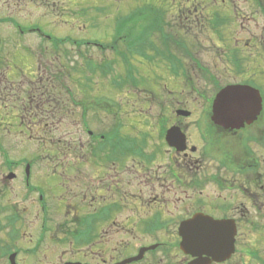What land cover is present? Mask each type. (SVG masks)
<instances>
[{
	"label": "flooded vegetation",
	"instance_id": "flooded-vegetation-1",
	"mask_svg": "<svg viewBox=\"0 0 264 264\" xmlns=\"http://www.w3.org/2000/svg\"><path fill=\"white\" fill-rule=\"evenodd\" d=\"M251 1L260 10L264 22V0ZM18 2L20 5L28 4L29 0ZM40 2L50 6L49 0ZM198 2L181 0L183 5H196L178 7L180 12L177 15L185 17L189 25L204 33L213 20L216 27H221L222 30L217 32L213 29L209 34L216 48L213 55L227 61L226 73L231 80L222 85L216 74L210 75V71L196 57L190 59L192 68L189 72L184 63L185 57L180 55L182 44L178 49L179 42L171 40L170 43L175 46L171 51L177 70H185L182 72L186 74L183 77L187 78L189 96L192 101L202 103L203 118L192 119L194 111L188 110L190 100L178 96L177 103H173L172 118L156 120L117 118L115 107L110 105L107 108L109 103L106 106L98 103V109L115 114L117 120L108 129L97 133L87 123L88 105L81 98L78 102L75 99L70 102V75L67 72H55L54 65L47 63H39L37 70L32 72L29 69L23 71V66L12 63L8 69L14 67L13 70L3 71L0 83H4L2 79L6 78L5 82L12 88L15 83L26 80L24 84L27 87L23 88L25 95L22 96L23 103L19 104L13 101L17 100L22 88L15 87L9 94L1 92V132L18 133L16 136L24 140L40 143L39 153L46 155L47 162L52 160L56 163L46 168L41 181L36 178L33 163L27 157L24 158V167L6 168L9 174L15 170L20 174L17 178L23 182L24 200L30 206L28 210L17 205L8 206L3 203L5 196L0 197V264H25L20 259L21 253L36 255L39 251L59 249L63 258L60 264H230L233 259L251 257L253 252L258 261V247L252 251V248H244L239 243L244 233L242 221L250 212L248 207L254 208L253 227L258 236V118L239 129L223 128L212 119V102L217 91L226 84L243 83L257 87L253 80L258 79V65L260 69L263 66L258 57H264V49L258 53L257 34L245 40L236 37L238 31L231 27L241 18V13L234 6L223 5L226 0H210L207 5ZM256 18L253 15V21L257 28L261 27L264 38V23H259ZM13 25L24 34L33 30L41 36L42 42L50 40L55 46L51 39L54 35L40 27L25 25V28L18 21ZM263 38L261 42H264ZM2 51L3 45L0 46ZM247 52L250 56L245 57ZM154 57L163 60L155 54L153 63ZM139 58L142 69L152 66L148 65L146 56ZM139 67V73L143 75L148 71L144 69L143 73ZM168 71L171 74L177 72L174 69ZM152 72L155 82L156 79L161 80L158 70ZM11 74L14 78L9 77ZM106 75L111 77V83L116 87L114 79L117 75L114 72ZM236 75L243 79H233ZM144 76L142 80H149L150 75ZM207 77L210 86L204 81ZM197 80L200 87L195 86ZM142 83L149 90L145 82ZM85 88L83 86L82 90ZM161 105L164 111L167 105ZM179 110L187 114L178 113ZM70 126L80 127L83 135L88 134L89 141L82 142L78 137L73 142L68 141ZM192 129L197 132L194 139ZM172 130L175 138L172 135L169 141L167 135ZM75 135L78 133L75 132ZM149 139L157 141V149L147 147ZM55 143H63V149L55 151ZM57 147L61 148V145ZM73 159L76 162H72ZM211 187L215 188L213 192L209 190ZM215 191L218 193L215 194ZM55 199H58L57 205ZM197 214L234 221L235 251L231 256L214 253L207 239H194L189 251L182 248V224ZM35 218L38 231L33 246L19 247L16 240L22 234V226ZM188 234L195 238L213 235L208 231ZM220 235L224 236L223 233ZM135 238L156 240L139 242L136 246ZM67 241L70 243L68 247H55ZM139 254V259L127 262Z\"/></svg>",
	"mask_w": 264,
	"mask_h": 264
},
{
	"label": "rangeland",
	"instance_id": "rangeland-1",
	"mask_svg": "<svg viewBox=\"0 0 264 264\" xmlns=\"http://www.w3.org/2000/svg\"><path fill=\"white\" fill-rule=\"evenodd\" d=\"M77 1V4L72 5L70 0H49L50 6H47L46 3L42 5L40 0H29L28 4L22 5L19 4L18 0H0V35L4 41L3 51L2 53L0 52V77L4 75L3 71H10L14 69V67L8 69L11 67L12 63L14 65H18V67L19 65L23 66L21 68L23 71L27 69H29V71L31 70V72L36 71L39 63H47L50 64V66H52V64L54 65L55 72H67L70 75V82L68 84V89L71 91L70 102L73 103L74 99L78 102V99L81 98L84 104L88 105L89 110H87L86 114L87 123H89V128L97 133L102 131L104 128L108 129L111 127L114 120H117V118L125 120L128 119L129 121H136V119L156 120L161 117L172 118L173 105L177 103V96L180 99L185 98L190 100L188 103V110L190 109L194 111V114L191 116L192 119L204 117V112L201 111L200 105L202 103L200 101H192V97L189 96L190 89L186 84L187 78L183 77L186 76V74L182 72L184 68H182L181 71H178L176 62H174V64L171 63L173 67H170L163 62V60L158 57H154L153 65L150 66L149 69L146 66L144 67V69L148 70L145 72L144 69L139 67L140 60L137 58L133 60V67L137 66L141 69V72H145L144 75H150L149 80H145L148 83L146 88H149V90L145 89V86L142 83L138 85L141 86V89L136 88V86L129 85H125L121 88V82H119L116 87H113L111 77L109 75H102L98 71H87V66L85 67L84 65V58L78 54L80 49L83 53L92 55L91 57L97 62L102 61L104 58L111 59L113 54L110 50L107 49L105 51L106 53H103L102 49L96 47L95 45L87 46L86 42L100 40L102 44L113 43L117 26L122 20H125L128 17L124 16L129 14L130 11L133 12L132 10L136 11L137 9H144L147 1L150 3L152 2L151 0ZM172 1L171 3H174ZM209 1L210 0H205L206 4H209ZM157 2L158 1L154 3L157 4ZM168 4H170V1H165L161 5L164 10H166L164 21L165 23L170 24L167 30H170L171 33L173 32L176 34L174 31L176 29L180 31L181 37L185 36V38H183L187 41V45L183 42L180 55L185 57L183 58L185 60L184 63H186L189 72H191L192 68L190 59L196 57L198 62L210 71V75L213 73L216 74L218 81H221L222 85L226 83V81H230L231 79L226 73L227 61H225L223 57L220 58L213 55V53L216 54V48H214L215 46L209 32L205 31L204 33V31L202 32L201 30H198L195 26L189 25L190 23L185 17H178L177 13L180 12L179 10L175 8L172 9L167 6ZM223 5L234 6L241 13V18L236 20L232 24L234 26L231 27L232 30L237 29L236 31H238V35L236 37L245 40L257 34L258 53L260 49H264V42H261V38H263L261 33L263 31L261 27L258 26L257 28L255 21H253V15H256L257 18L255 20L259 23H264L260 16V10L255 8V4H253L251 0H226ZM181 6L185 5L182 4ZM147 12V15L137 16L136 20L132 19L131 25L135 23L133 27L135 28L137 25V28L140 27V24L145 23V20L148 22V17L152 18L154 11ZM10 19L22 23L24 27L25 25H36L51 35H54L56 39H68L69 37L73 40H79L85 45H82L80 48L75 42H71L70 40L69 42L65 41L63 43L64 45L61 46L60 52H58L57 49H54L50 40L42 42L40 39L41 36L35 31L28 30L26 34H19V31ZM228 25L229 23L226 26L228 27ZM235 32H232V34ZM172 36L174 37L173 34ZM179 44L181 43L179 42ZM247 56H250L249 52L246 53L245 57ZM258 60L261 64H263V66L260 69V66L258 65V81L253 80V83L257 86L256 88L260 90L264 98V72H262L263 74L260 72L264 69V57H258ZM76 65L79 67L82 66V70L72 69V67ZM25 66L27 68H25ZM151 69L159 71L162 75L161 80L156 79L157 82L153 81V70ZM171 69L177 71L175 73L176 75L171 74L168 71ZM123 71L124 67H118L115 72ZM15 75L16 77L18 76V74ZM144 75L139 73L135 76H137L138 80L142 81V78L145 77ZM155 75H157V73H155ZM9 77L14 78V75L11 74ZM80 77L82 78L81 86L79 84ZM252 77H254V75H252ZM246 78H248V76ZM61 79L66 80L65 78ZM233 79L241 80L243 77L236 75V78ZM2 80L4 83H0V97H2L1 92L9 94L11 91H14L13 89L15 87H20L22 89H19L17 97L14 96L15 94L12 95L17 98V100L13 102L17 104L23 103L22 96L25 95L23 88L26 89L27 87V85L24 84V81L26 80H22L23 82L20 81V83H15L16 85L12 88L11 85L5 82L6 78ZM204 81L210 86L208 77L206 79L204 78ZM197 82L198 80L196 83ZM196 83L195 86L200 87V85ZM17 84H19V86ZM216 84L215 85L219 87L217 81ZM83 86L86 87L84 90H82ZM171 90L174 93H171ZM195 93L196 92H194V94ZM100 100H103V102H100ZM98 103L104 106L109 103L107 108H109L110 105L115 107V110L117 111V118H115V114L109 112L108 110L98 109L99 106L96 105ZM163 103L167 105L164 111L161 105ZM62 128L63 127L60 126L61 130ZM70 130L71 136L68 141L73 142L75 137H78V139L80 138L82 142L85 143L89 141L90 138L88 134L86 133L83 135L80 131V127L70 126ZM75 132L78 133V135H75ZM4 133L0 130V146H3L7 151H9V157L15 160L24 159L26 157L29 158L33 163L36 178L40 181L43 180L41 177L42 173H46V168L55 164L56 161L55 163L52 160L47 162L46 155L42 156L39 153L40 143L26 139L24 140L20 136H16L18 133ZM196 133L197 132H195L194 129L191 130L193 139L194 134ZM135 134L137 135L138 132H135ZM78 139L77 142H79ZM258 141V236L256 234L255 227H253L255 222L254 208L248 207L247 209L250 212L246 215L244 221H242L241 226L244 233L239 238L240 246H244V248L250 247L252 248V251H254L255 248L257 249L258 247V261L256 259L257 256L253 252L251 257H245L243 260L233 259L230 264H242V262L245 264H264V104L263 110L258 117ZM156 143V140L149 139L147 147L157 149L156 145L158 146V144ZM60 145L62 147L63 143H60ZM72 162L76 161L73 159ZM19 167H23V165ZM6 168L7 167L3 164L2 153H0V197L5 196V201L3 203L8 204V206L17 205L19 208H26L28 210L30 205L24 200L25 197L22 193L24 192L23 182L17 178L20 174L16 170H13V174H9V171ZM214 189V187H211L209 190L213 192ZM216 193L218 192L215 191V194ZM212 195L214 194L212 193ZM57 202L58 199H55L56 205L58 204ZM32 213L33 211L30 214ZM60 215H62V213ZM30 217H32V215H30ZM243 217L245 216L243 215ZM22 227V234L19 235V238L16 240V244L19 247L22 246L31 248V246H33V239L38 231L37 218L30 220L27 225L24 223ZM5 234L8 236L6 232ZM136 236L141 237L142 235L136 234ZM155 240L156 239L154 238H135V245L137 246L139 242L149 243ZM54 243L57 244V242ZM50 244L53 245L52 243ZM69 244L70 243L67 241L63 243L62 246H54L64 248L68 247ZM60 250L61 249L50 252L43 250L41 252L39 251L36 255H25L21 253L20 259L25 264H47L46 262H49L48 264H60L63 259L62 255H60ZM111 251L112 250H108L107 252Z\"/></svg>",
	"mask_w": 264,
	"mask_h": 264
},
{
	"label": "trees",
	"instance_id": "trees-1",
	"mask_svg": "<svg viewBox=\"0 0 264 264\" xmlns=\"http://www.w3.org/2000/svg\"><path fill=\"white\" fill-rule=\"evenodd\" d=\"M70 1L72 5L78 3L77 0H70ZM151 1L152 2L150 3H148L149 1H147V4H145L146 7L144 9L142 10L137 9L136 11L132 10L133 12L130 11L129 14L124 16V17H127V16L128 17L125 20H122L121 23L117 26V29L115 30V38H114L113 43L102 44L100 40L86 42V45L97 43V45L101 46L99 48L102 49L103 53H106L105 51L107 49L110 50L113 54L111 59L104 58L102 61L97 62L94 58L91 57L92 55H87L83 53V51H80L79 49L78 54L82 58H84L85 60L84 65L85 67L87 66L86 67L87 71H94V72L98 71L100 74L106 75L108 74V72H111V71L115 72L118 67H121V68L124 67L123 72H115L114 74V75H117L115 76L116 78L114 79L116 86L118 85L119 82H121L122 83L121 88L128 84H130L129 86H136V88H138L139 86L137 85H139L140 83L145 82V85H147L148 83L145 80H142V81L138 80L137 76H135L139 74V69L137 66L133 67V64H134L133 60L139 57L146 56L148 59V65H153V62H152L153 56L155 54H159L162 57L163 62L165 61L167 65H169L170 67H173L172 64H174L175 61L173 62L174 53H172L171 49L174 48L175 46L172 43H170L171 40L172 41L176 40L177 42H180L182 46H183V42L184 44L187 45V41L184 39L185 36H183L184 38L180 36V31L175 29L174 30L176 32L175 34L173 32L171 33L170 30H167L170 24L165 23L164 21L166 10H164L163 6L161 5L165 1L167 2L170 1V4H168L167 6L171 7L172 9L174 8L177 9L178 7H181L182 5L181 0H173V1L172 0H151ZM156 1H158L157 4L154 3ZM171 1L174 3H171ZM198 1L201 2L202 5H207L205 0H198ZM195 5L196 4H186L185 6L192 7ZM147 11H150V12L154 11L152 18L148 17V20H149L148 22L147 20H145L144 21L145 23L140 24V27L136 28L137 26L136 25L134 28L133 25L135 23L131 25L132 19L136 20L137 16L147 15L148 14ZM213 29H216L217 32L219 30H222L221 27H218V26L216 27V25L214 24V20L211 21V24L209 27L205 28V31H208L211 34L212 32L211 30ZM172 34L174 35V37L172 36ZM58 40L56 41V46L54 49H57L58 51H60L59 50L60 48L58 46L60 44ZM65 40H68V41L70 40V41L77 43L78 47L80 48L82 44L85 45L83 42L79 40L74 41L71 38H68ZM63 41L64 40H61V42ZM181 44H178V49L181 48ZM148 49L150 50L149 53L147 52ZM148 55L150 56V58L148 57ZM72 69L82 70V66L79 67L78 65H76V66H73ZM57 145H60V144H57ZM59 149L62 150V147L55 148L56 151Z\"/></svg>",
	"mask_w": 264,
	"mask_h": 264
},
{
	"label": "water",
	"instance_id": "water-1",
	"mask_svg": "<svg viewBox=\"0 0 264 264\" xmlns=\"http://www.w3.org/2000/svg\"><path fill=\"white\" fill-rule=\"evenodd\" d=\"M1 42V37H0ZM263 110V98L259 90L250 85H230L223 88L213 103L212 119L223 128L239 129L246 123L256 120ZM185 114V112H183ZM173 130L169 131L167 138L171 141ZM175 138V135H173ZM232 220H216L204 214H197L192 219L183 222L181 243L185 251H189L194 239L209 241V248L214 253H224L228 257L235 251L236 228ZM208 231L213 235L197 238L188 233ZM223 233V235H220Z\"/></svg>",
	"mask_w": 264,
	"mask_h": 264
}]
</instances>
